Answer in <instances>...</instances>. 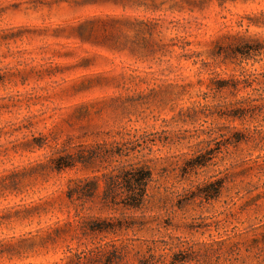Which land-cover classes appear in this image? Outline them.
Returning <instances> with one entry per match:
<instances>
[{"label":"rangeland","instance_id":"1","mask_svg":"<svg viewBox=\"0 0 264 264\" xmlns=\"http://www.w3.org/2000/svg\"><path fill=\"white\" fill-rule=\"evenodd\" d=\"M111 141L152 170L141 211L102 209L120 159L54 169ZM235 243L264 256V0H0V264H232Z\"/></svg>","mask_w":264,"mask_h":264},{"label":"trees","instance_id":"2","mask_svg":"<svg viewBox=\"0 0 264 264\" xmlns=\"http://www.w3.org/2000/svg\"><path fill=\"white\" fill-rule=\"evenodd\" d=\"M79 149L73 154L67 153L65 156L56 159L54 169L57 172L67 169L71 170L77 164H81L84 169H89L92 166H110L113 161L120 159L122 162L119 167L100 174V179L103 181L100 202L102 209H110L115 212H138L144 208L148 188L152 182V170L147 161L142 159L136 160L137 157L133 155L136 148L132 142L111 141L108 145L97 143L94 148L84 149V147H80ZM98 190L97 177L75 179L69 181L65 196L70 203L84 206L97 196ZM218 194L219 190L214 189L211 194H205V199L214 198ZM104 222L105 220L100 218L90 221L83 217L79 225L84 234L88 232L109 231L116 227H122L121 223L111 225L109 223L104 224ZM253 242H257V239H254ZM232 248L229 253L230 258L233 257L232 264H243L246 259L251 258H253L256 264H264V256H262L260 249L254 252L252 247L246 245L244 246V251L248 256L242 258L240 255L242 250L240 244L235 243L232 245ZM67 260L68 264H91V251L83 250L78 253H71L67 257Z\"/></svg>","mask_w":264,"mask_h":264}]
</instances>
